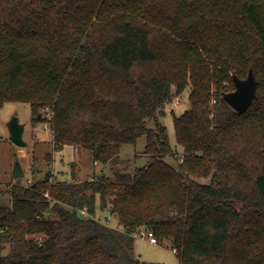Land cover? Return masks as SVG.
I'll return each instance as SVG.
<instances>
[{
    "label": "trees",
    "instance_id": "obj_1",
    "mask_svg": "<svg viewBox=\"0 0 264 264\" xmlns=\"http://www.w3.org/2000/svg\"><path fill=\"white\" fill-rule=\"evenodd\" d=\"M250 70L257 94L240 114L223 97ZM189 86L180 153L161 117ZM9 102L50 110L56 152L115 164L146 136L147 163L13 184L0 264H143L141 227L171 240L178 264H264V0H0V109Z\"/></svg>",
    "mask_w": 264,
    "mask_h": 264
},
{
    "label": "rangeland",
    "instance_id": "obj_2",
    "mask_svg": "<svg viewBox=\"0 0 264 264\" xmlns=\"http://www.w3.org/2000/svg\"><path fill=\"white\" fill-rule=\"evenodd\" d=\"M190 92L189 86L181 95L175 96L161 117L162 123L168 129L172 147L178 149L180 153L183 152V148L177 144L174 114L180 116L190 108ZM215 103L216 100L213 99V104ZM14 115H17L20 122L26 125L24 138L29 143L26 148L18 147L9 139L8 123ZM39 115H41L40 118ZM51 117L49 109L33 111L28 103L9 102L0 109V206L11 205L10 189L18 182L30 186L45 179L48 174L57 180H71L73 173L78 175L80 180L103 174L110 177L114 175L115 169L122 171L127 169L128 172H133L147 163L146 136L140 137L135 144H123L119 150L122 161L115 164L112 161L107 164L95 163L92 152L85 148L77 151L73 146H66L63 151L56 152ZM17 161L21 163L25 172L22 178L13 177V169ZM169 161L177 164L173 159ZM73 163H75L74 167ZM200 181L207 182L206 179H200ZM98 217L112 227L118 226L117 217L112 216L109 211H99ZM34 238L40 239L41 236ZM134 250L143 264H178L172 241L169 239L160 244H153L149 237L138 236ZM8 253L9 248H6L2 254Z\"/></svg>",
    "mask_w": 264,
    "mask_h": 264
},
{
    "label": "water",
    "instance_id": "obj_3",
    "mask_svg": "<svg viewBox=\"0 0 264 264\" xmlns=\"http://www.w3.org/2000/svg\"><path fill=\"white\" fill-rule=\"evenodd\" d=\"M235 89L224 94V100L238 113H245L253 103L257 94L258 81L253 70H250L246 79L238 76L233 77ZM39 118L41 115L38 116ZM9 139L18 147L26 148L28 142L24 138L26 125L20 122L17 115H14L8 123ZM25 172L19 161L16 162L13 169V177L22 178Z\"/></svg>",
    "mask_w": 264,
    "mask_h": 264
},
{
    "label": "built area",
    "instance_id": "obj_4",
    "mask_svg": "<svg viewBox=\"0 0 264 264\" xmlns=\"http://www.w3.org/2000/svg\"><path fill=\"white\" fill-rule=\"evenodd\" d=\"M138 236H147L149 237L150 239V242L153 243V244H158V241H157V238L155 237V235L150 232V231H146L144 229H141L140 231H138L136 234H135V237L137 238Z\"/></svg>",
    "mask_w": 264,
    "mask_h": 264
}]
</instances>
